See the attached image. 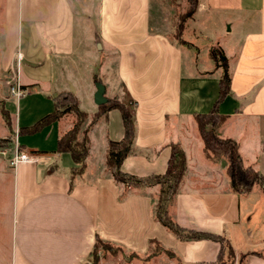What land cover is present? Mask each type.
<instances>
[{"label": "crops", "instance_id": "obj_1", "mask_svg": "<svg viewBox=\"0 0 264 264\" xmlns=\"http://www.w3.org/2000/svg\"><path fill=\"white\" fill-rule=\"evenodd\" d=\"M76 5L86 20L84 44L93 38L115 53L118 100L126 96L134 102V150L120 170L139 178L161 175L170 145L178 144L186 171L169 207L172 218L181 227L225 236L234 264H264V192L257 187L244 195L229 190L226 162L204 157L193 119L211 109L221 70L209 56L212 47L205 51L211 63L200 68L195 39L184 37L185 53L161 29L167 22L165 0H0V72L17 74L24 91L15 101L0 87V109L9 113L14 132L52 112L53 96L70 86L79 109L96 111L94 82L92 108L84 110L63 70L76 54ZM201 7L228 24L230 34V20L242 25L257 17L253 27L233 35L230 53L221 47L231 81L230 93L218 107L227 119L216 133L235 140L244 164L264 177V0H202ZM14 101L13 118L9 107ZM73 120L66 114L33 134L36 144L27 145L26 135L17 137L20 149L39 154L41 160L1 169V264L90 263L96 238L136 255L167 251L182 264L216 260L218 243L178 240L154 220L157 186L124 189L111 179L105 165L107 143L120 141L124 133L117 109L101 115L87 133L84 169L71 176L75 165L70 155L55 148ZM0 126L4 139L8 130L2 121ZM10 143L13 149L14 136Z\"/></svg>", "mask_w": 264, "mask_h": 264}, {"label": "trees", "instance_id": "obj_2", "mask_svg": "<svg viewBox=\"0 0 264 264\" xmlns=\"http://www.w3.org/2000/svg\"><path fill=\"white\" fill-rule=\"evenodd\" d=\"M190 0H187L189 3ZM182 16V15H181ZM179 16L177 30L182 27L183 19ZM185 17V16H184ZM210 58L214 62L215 69H220L221 73L218 81V96L208 113L195 114L193 116L196 130L202 141V151L204 157L210 162H217L221 159L226 162V175L229 180V190L237 195L248 194L253 188L257 187L264 192V177L253 168L252 165H245L239 152L238 143L231 138H222L216 133L227 119V116L218 112L220 103L230 93V74L228 60L222 54L218 47L211 48ZM94 81L101 82L100 79ZM23 89V87L21 86ZM54 109L52 112L44 115L33 125L22 127L17 130L18 136L33 135L38 133L44 127L59 120L62 116L72 113L74 121L69 130L63 133L56 141L55 151L57 153H68L75 165L70 170V175H78L84 169V161L88 155L89 139L87 129L80 131L86 115L78 107V100L74 93L70 91L61 92L52 98ZM99 115H103L110 109H117L122 117L123 137L120 141H108L105 165L111 179L124 187V189H145L157 186L156 202L153 207L154 220L162 225L169 233L181 241H199L210 240L219 244V251L216 260L209 264H234L235 254L229 243V240L223 235L209 232L196 231L181 227L176 223L169 213V207L179 191L180 184L186 171V158L183 150L178 144L170 145V155L167 161L166 170L161 175H153L145 178H139L130 174L123 173L120 170L122 161L134 150L135 136V118L134 102L128 98V102L121 100L107 99V103L98 106ZM0 115L5 127L10 134V138H4L0 141L11 140L14 131L11 126V119L7 110L1 108ZM81 132V138H78ZM124 195H120L122 199ZM111 245L102 242L96 238L93 248L90 252V263L98 264L97 248H108ZM118 248V247H117ZM167 252V251H166ZM172 254L170 252H167Z\"/></svg>", "mask_w": 264, "mask_h": 264}, {"label": "rangeland", "instance_id": "obj_3", "mask_svg": "<svg viewBox=\"0 0 264 264\" xmlns=\"http://www.w3.org/2000/svg\"><path fill=\"white\" fill-rule=\"evenodd\" d=\"M201 3L202 0H190L189 3L187 2V0H165L164 6L167 10L165 17L167 19V22L161 23V29L168 32L170 38L180 44L182 50H184L185 53L187 52L188 47L186 45L187 43L184 42L183 39L184 37H187L189 39L193 37L195 39L194 42H196L195 45L198 46L197 48L200 51L197 62L198 67L205 68L211 63L205 52L207 46H209V48L219 46L220 50L222 47L224 50L230 53L235 45V39L233 35L238 34L239 32L241 33L253 27L255 25V22L257 21V17L250 16V20L248 21V23H244L242 25L239 24L237 20H230L233 22L232 33L230 34L228 32V24L224 23L222 20L220 21L217 14L205 12L201 7ZM75 9L76 54L74 55V57L65 61L64 65L66 67H64L63 70H65L64 74L70 77V79L73 81L74 86L77 88L78 97L81 102L82 109L88 110L92 108V103L90 101V91L93 89V85L91 82H95L94 79H100L101 83L105 84L107 89H105L104 96L106 99H118L117 92H119L121 87L116 81L115 77V53L112 51H108L99 41H94L93 38L87 39L84 44L86 20L80 12L79 6L76 5ZM179 16H181L183 22L181 29L178 31L177 25L179 22ZM217 40L219 41V43H217ZM97 43L100 45L99 49L97 48ZM184 58H186V55ZM187 63L189 62L186 58L185 64ZM57 71V64H55L54 74L58 73ZM13 78L14 75L12 74L9 75L4 72H0V87H4V89H7L8 93H10V86L13 83ZM66 91H68L67 88L62 92ZM121 101L127 103L128 98L124 96ZM15 105L16 104L14 101L13 105L9 107L13 118L15 114ZM83 112L85 113L86 117L81 124L80 131L87 129L88 133L96 123L97 119L101 116L99 115L100 110L97 106L96 111L93 114H89L85 111ZM1 121L3 123V120L0 116V122ZM11 126L13 128L12 122ZM2 129L3 127L0 126V135L3 133ZM7 137L10 138L9 133H7V135L5 136V138ZM11 137L13 136L11 135ZM78 138H81V132H79ZM11 140L8 139V141L4 142L0 141V172L3 166H7L5 164H10L11 156L14 153V149H12L10 143ZM25 140L27 145L36 144L38 141V139H36L35 136L32 135H26ZM199 140L200 139H198V142H200ZM219 161L225 162V160L223 159ZM7 177L8 174L5 173L4 179H8ZM215 189H217V187ZM1 219L3 218L0 217V222H2ZM2 225L3 224H0V243L2 241L1 238L4 234ZM97 256L98 264H182L176 259L173 254H169L163 250L158 249L152 250V252L147 255H136L126 252L119 247L117 248L116 246L111 245L110 247L104 249L98 247Z\"/></svg>", "mask_w": 264, "mask_h": 264}, {"label": "built area", "instance_id": "obj_4", "mask_svg": "<svg viewBox=\"0 0 264 264\" xmlns=\"http://www.w3.org/2000/svg\"><path fill=\"white\" fill-rule=\"evenodd\" d=\"M18 59H20V54H18ZM24 91L22 90L19 81H18V76L17 74L13 78V83L10 86V95L11 97L17 101ZM17 130L15 131L14 134V153L11 156L10 159V165L14 166L18 163H37L41 160V156L37 153L34 152H28L25 150L20 149V146L17 143Z\"/></svg>", "mask_w": 264, "mask_h": 264}, {"label": "water", "instance_id": "obj_5", "mask_svg": "<svg viewBox=\"0 0 264 264\" xmlns=\"http://www.w3.org/2000/svg\"><path fill=\"white\" fill-rule=\"evenodd\" d=\"M97 48H100V45L97 43ZM95 92L93 94V102L96 106L103 105L107 103V99L105 98V86L101 82H94ZM69 91L73 93V88L70 86Z\"/></svg>", "mask_w": 264, "mask_h": 264}]
</instances>
